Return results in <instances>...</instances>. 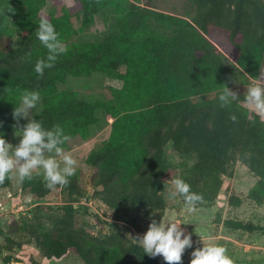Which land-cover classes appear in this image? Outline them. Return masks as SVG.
<instances>
[{
  "label": "trees",
  "instance_id": "trees-1",
  "mask_svg": "<svg viewBox=\"0 0 264 264\" xmlns=\"http://www.w3.org/2000/svg\"><path fill=\"white\" fill-rule=\"evenodd\" d=\"M46 1L0 0V9L9 3L16 10L0 14V135L7 140L15 129L12 112L25 90L39 92L33 116L46 129L60 126L69 139H87L90 126L100 121L110 129L86 157L94 169L89 190L75 173L68 186L56 188L66 199L50 204L40 202L53 191L42 176L34 174L19 184L37 204L29 216L14 219L11 214L6 227L0 226L3 264H10L13 251L27 244L46 260L73 250L83 264H165L145 254L117 222L109 223L107 232L93 233L87 223L76 225L75 215L81 208L86 215L80 200L98 199L135 231H145L152 219L158 222L163 216L174 177L202 195L195 207L213 206L222 191L228 209H241L247 202L264 205V121L238 101L227 108L211 102L212 93L222 91L223 84L229 87L233 70L245 79L264 73V0H187L183 16L138 0H72L80 25L74 27L67 8L47 18L67 51L41 77L34 65L48 52L36 30ZM104 9L112 15V31L101 40L68 43ZM15 36L18 42L10 49ZM95 72L121 82L110 87V98L86 101L76 91L58 87L68 76ZM168 148L176 159L168 157ZM237 169L255 178L245 193L234 183ZM225 180L232 184L223 189ZM0 188L11 189L10 179ZM87 216L101 222L97 215ZM216 224L232 233H264L261 220L227 216L217 217ZM226 249L243 258L242 264L255 261L237 247Z\"/></svg>",
  "mask_w": 264,
  "mask_h": 264
},
{
  "label": "rangeland",
  "instance_id": "rangeland-1",
  "mask_svg": "<svg viewBox=\"0 0 264 264\" xmlns=\"http://www.w3.org/2000/svg\"><path fill=\"white\" fill-rule=\"evenodd\" d=\"M138 1L140 4L148 3L157 10L164 12L182 16L186 14L187 0ZM62 8H67L71 11L73 25L77 28L80 25V16L78 13L73 12L75 7L72 0H47L40 9L39 16L48 18L50 15H59L62 12ZM113 28L112 15L107 9H104L101 13L96 15L94 23L89 28L85 29L82 33L73 35L68 43L72 41L88 42L101 40L108 32L112 31ZM17 42L18 38L16 36L11 38L9 48H14ZM225 61L228 64L232 63L229 59ZM232 73H230L228 88L239 95L238 102L242 105L241 102L244 99V94L252 79H245L239 76L235 70H233ZM262 75H264V73L260 74V76ZM120 85L121 82L119 80L107 77L103 73L95 72L87 77L68 76L63 83L58 84V87L59 89H72L76 91L78 97L83 100L95 101L110 98V87H120ZM220 92L221 91L212 93V96L215 98L211 102H219L218 96ZM38 108L39 106L37 105V107L32 110V115L37 112ZM98 117H102L101 111L98 112ZM261 119L264 121V118ZM109 129L108 124H104L100 121L90 126L91 134L87 139H82L79 136L73 137L67 140L65 148H63L65 152L71 153L73 158L77 160L76 174L79 177L80 184L86 190L90 188L89 182L94 173V169L87 164L86 157L92 148L99 145L102 140L107 138ZM6 141L13 145L18 143L19 137L16 129L11 131ZM168 147H171V145L168 144ZM167 152L168 157L173 159L177 158L171 148H168ZM236 171V181H234V183L245 193L255 183V178H251V175H249L246 170L240 171L237 169ZM10 182L11 189L0 188V226L3 228L9 223L11 214H13L14 219L18 218L20 215L29 216L34 206L37 204V201H34L29 194L20 190L19 184H17L14 178L10 179ZM231 184L232 181L225 180L223 189ZM172 187L171 185L169 190ZM65 199L66 196L59 189H55L40 202L58 204ZM166 202L167 208L157 223L171 220L181 222L182 224L180 227L184 229L186 234L191 235L192 247L186 248L182 254V261L185 264H189L193 250L203 247V244H218V242L229 249L237 247L240 254H247L245 258L248 260H255L253 264H264V233L259 235H250L240 232L232 233L227 231V229L225 230L221 224H216L217 217L224 218L227 216H238V218H243V220H261V223L264 224V205L254 207V205L247 202L241 209H228L224 191L218 195L215 204L211 207H195L194 210H189L186 206L181 204L177 197H170L169 191L166 195ZM79 204L85 207L86 215L84 209L81 208L75 215L76 225L87 223L86 228L93 233L107 232L109 230L108 224L113 222L120 224L122 230L126 232L131 239L135 238L137 235L142 236L147 231H135L124 221L120 220L119 216L116 215L113 210L109 209L98 199H91L89 201L82 199L79 201ZM87 214L97 215L101 222L98 223L94 218H89ZM144 222V220L141 222L142 226L146 224ZM1 242L0 239V244ZM1 256L2 255H0V264H3ZM13 256L15 257H13L10 264H30L31 262H37L38 264H83L73 250H68V252L59 259L46 260L42 258L33 245L30 244L24 245L20 250L13 251ZM229 256L234 260L235 264H242L240 262L243 258L239 257V255ZM156 257L167 264L162 256Z\"/></svg>",
  "mask_w": 264,
  "mask_h": 264
},
{
  "label": "clouds",
  "instance_id": "clouds-1",
  "mask_svg": "<svg viewBox=\"0 0 264 264\" xmlns=\"http://www.w3.org/2000/svg\"><path fill=\"white\" fill-rule=\"evenodd\" d=\"M15 11L7 3L0 9V14H14ZM36 37L48 52L46 58L38 59L34 65V71L42 77L45 69L53 67L58 57L67 51V47L62 44L54 25L46 17H41ZM40 100L37 91L25 90L21 93L20 103L12 112L13 120L17 122L14 126L19 137L17 144L9 143L0 135V185L6 179L13 178L17 184L22 185L26 180H32L35 174L42 175L45 187L54 190L58 186H68L70 178L76 173L77 160L62 147L69 139L64 129L60 126L46 129L32 115V110ZM218 100L220 107L227 108L239 100V95L223 84ZM241 103L250 112L264 118V75L252 79ZM21 118L27 122L21 125ZM229 119L233 123L238 122L235 114H231ZM171 185L170 197L181 196L189 210H194L203 200L202 195L193 192L190 185L180 177L172 178ZM181 224L175 220L157 223L152 219L147 231L132 239L149 257L162 256L167 264H181L185 249L192 247L191 235L185 233ZM191 257L189 264H235L226 247L219 244H203V247L192 251Z\"/></svg>",
  "mask_w": 264,
  "mask_h": 264
}]
</instances>
